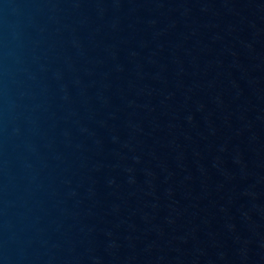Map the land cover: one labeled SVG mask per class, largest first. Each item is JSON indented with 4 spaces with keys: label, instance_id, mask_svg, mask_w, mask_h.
Listing matches in <instances>:
<instances>
[{
    "label": "water",
    "instance_id": "obj_1",
    "mask_svg": "<svg viewBox=\"0 0 264 264\" xmlns=\"http://www.w3.org/2000/svg\"><path fill=\"white\" fill-rule=\"evenodd\" d=\"M264 55V0H0V264Z\"/></svg>",
    "mask_w": 264,
    "mask_h": 264
}]
</instances>
